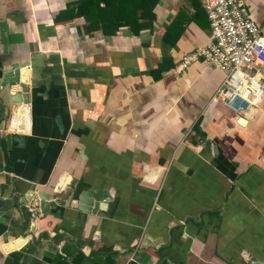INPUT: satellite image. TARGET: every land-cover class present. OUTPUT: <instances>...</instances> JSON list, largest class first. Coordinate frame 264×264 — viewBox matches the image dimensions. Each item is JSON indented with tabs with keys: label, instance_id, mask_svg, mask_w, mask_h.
<instances>
[{
	"label": "crops",
	"instance_id": "1",
	"mask_svg": "<svg viewBox=\"0 0 264 264\" xmlns=\"http://www.w3.org/2000/svg\"><path fill=\"white\" fill-rule=\"evenodd\" d=\"M73 1L0 0V264L264 261V100L236 114L215 97L225 70H176L210 37L205 0H160L151 28L111 35L58 21ZM247 3L264 33V0ZM38 54L45 81L16 102L5 72L29 79ZM67 175L119 197L113 217L66 203L70 189L31 207V184Z\"/></svg>",
	"mask_w": 264,
	"mask_h": 264
},
{
	"label": "built area",
	"instance_id": "2",
	"mask_svg": "<svg viewBox=\"0 0 264 264\" xmlns=\"http://www.w3.org/2000/svg\"><path fill=\"white\" fill-rule=\"evenodd\" d=\"M211 34L207 42L184 54L176 70L203 60L226 71L216 98L236 114H247L264 100V33L250 16L247 0H205ZM248 68V69H247Z\"/></svg>",
	"mask_w": 264,
	"mask_h": 264
},
{
	"label": "water",
	"instance_id": "3",
	"mask_svg": "<svg viewBox=\"0 0 264 264\" xmlns=\"http://www.w3.org/2000/svg\"><path fill=\"white\" fill-rule=\"evenodd\" d=\"M38 55L39 56H33L31 61L24 62V64L20 65L21 67L24 66L31 69V76L29 79L27 78V73H25V78L21 79V73L23 72L21 69H17L15 71L9 70L5 72L4 79L2 80L3 85L19 84L22 87L23 91L17 92L14 96V100L16 102H27L23 93H27L30 86L38 87L45 81L43 78V71L46 67L45 57L42 54ZM40 56H43V59L40 60ZM70 173L72 174L73 170H71ZM35 188V184H31L30 190L33 192L30 193V195L27 194V196H32V198L35 199L33 200L35 202L31 203V207L37 209V206L39 205V209L37 210L43 212L50 209L52 201L56 204L58 203L57 195L65 189L71 190V193L65 202L67 203L68 201V203H70L72 200H75L77 203V209L89 214H97L99 216L111 218L113 217L119 202V197H113L108 190L103 188H99L94 185L87 187L82 183L71 185L70 175H67L65 182H62L60 186H51L53 189L52 193L45 192L43 190L35 193ZM250 264H264V261L251 258Z\"/></svg>",
	"mask_w": 264,
	"mask_h": 264
},
{
	"label": "trees",
	"instance_id": "4",
	"mask_svg": "<svg viewBox=\"0 0 264 264\" xmlns=\"http://www.w3.org/2000/svg\"><path fill=\"white\" fill-rule=\"evenodd\" d=\"M160 0H76L69 3L58 15V21L84 17L87 30L101 29L111 35L123 27L135 33L151 28L154 24L155 8ZM173 26H176L173 24ZM5 226L0 225V233Z\"/></svg>",
	"mask_w": 264,
	"mask_h": 264
}]
</instances>
